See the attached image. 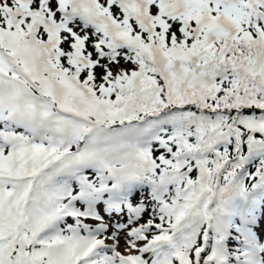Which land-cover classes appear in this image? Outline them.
Here are the masks:
<instances>
[{"label":"snow or ice","instance_id":"1","mask_svg":"<svg viewBox=\"0 0 264 264\" xmlns=\"http://www.w3.org/2000/svg\"><path fill=\"white\" fill-rule=\"evenodd\" d=\"M0 264H264V0H0Z\"/></svg>","mask_w":264,"mask_h":264}]
</instances>
